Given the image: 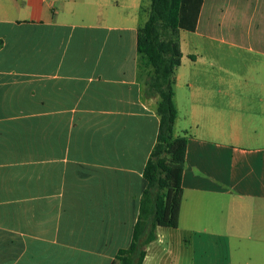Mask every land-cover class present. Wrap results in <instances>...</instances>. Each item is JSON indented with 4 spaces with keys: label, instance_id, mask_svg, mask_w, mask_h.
I'll list each match as a JSON object with an SVG mask.
<instances>
[{
    "label": "crops",
    "instance_id": "0c3cea01",
    "mask_svg": "<svg viewBox=\"0 0 264 264\" xmlns=\"http://www.w3.org/2000/svg\"><path fill=\"white\" fill-rule=\"evenodd\" d=\"M148 5L0 0V264H110L129 245L158 131L136 49ZM185 33L178 225L157 227L142 264H264V0H202L191 33L207 42ZM228 57L238 72L219 70L256 83L242 94L260 105L212 106L213 77L179 71Z\"/></svg>",
    "mask_w": 264,
    "mask_h": 264
},
{
    "label": "trees",
    "instance_id": "16d2710c",
    "mask_svg": "<svg viewBox=\"0 0 264 264\" xmlns=\"http://www.w3.org/2000/svg\"><path fill=\"white\" fill-rule=\"evenodd\" d=\"M148 17L137 30L136 49L150 66L148 88L157 95L158 131L144 168V190L132 238L110 264H142L157 227L174 229L181 205L186 136H174L175 71L180 65L179 31L194 32L202 0H146Z\"/></svg>",
    "mask_w": 264,
    "mask_h": 264
},
{
    "label": "rangeland",
    "instance_id": "374dc122",
    "mask_svg": "<svg viewBox=\"0 0 264 264\" xmlns=\"http://www.w3.org/2000/svg\"><path fill=\"white\" fill-rule=\"evenodd\" d=\"M195 31V30H194ZM201 33V30H199ZM183 42L187 44H202L207 42L200 35L185 33L183 34ZM209 42V41H208ZM216 44V43H215ZM202 53H206L202 51ZM226 68L227 70L237 73L240 69L238 60L236 58L228 57L227 61L222 59L218 62V67L210 68L207 64L199 63L196 66H190L189 64H183L180 68V72L183 75V79L194 82V86H200L204 84L203 80L205 76L211 75L212 81H208L205 85L212 92V96L208 98L212 106H258L260 105L259 99L256 95H248L244 97L242 92L246 89L251 93L256 87V83H244L235 76L227 77L224 72H221L219 68ZM184 88V86H183Z\"/></svg>",
    "mask_w": 264,
    "mask_h": 264
}]
</instances>
